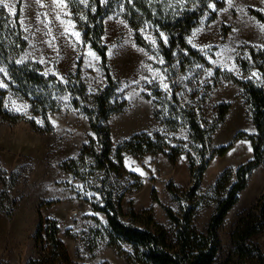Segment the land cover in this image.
I'll return each mask as SVG.
<instances>
[{
    "label": "rangeland",
    "instance_id": "1",
    "mask_svg": "<svg viewBox=\"0 0 264 264\" xmlns=\"http://www.w3.org/2000/svg\"><path fill=\"white\" fill-rule=\"evenodd\" d=\"M104 1L111 7L103 18L102 40L106 43V62L115 81L110 98L118 107L105 121L112 141L110 157L115 160L117 147L139 132L158 131L182 152L175 162L160 151L148 152L139 158L124 152L125 171L104 174L95 165L93 156L87 154L92 148L97 150L99 144L86 108L93 106L92 94L107 84L98 54L83 39L81 14L71 10L69 0H65L67 7L62 12L55 8L53 0L39 3L37 0H5L15 6L13 15L0 5V19L3 11L10 23L8 28L4 26L7 43L8 37L11 41L14 38L11 28L16 22L26 40V46L14 61L45 75H54L59 83L50 86L57 99L55 108H49L45 118L32 108L28 97L11 87L6 62L0 59V68L7 73L0 72V81L7 84L1 106L8 113L22 115L15 121L0 116V194L7 191L10 196L5 199L0 195V264H26L42 258L45 261L51 256L46 242H36L34 238L40 216L57 220L58 237L73 264H145L136 260L131 245L111 243L106 216L96 209L104 204L105 188L121 207L123 222L141 228L152 227L151 217L163 225L168 237L173 239L174 228L165 207L178 213L183 205L193 206L192 227L205 231L218 200L235 181L236 168L253 157L249 136L255 132V127L249 99L229 76L257 85L263 82L251 50L264 49V30L260 28L264 22L253 13L256 10L264 15V0H232L231 7L228 0H223L221 6L210 1L207 10L185 36L197 56L193 57L186 48H175L171 53L177 68L176 77L162 53V44L168 46V34L163 28L145 19L132 0ZM148 1L153 2L155 12V1ZM158 1L166 16L175 14L184 2ZM83 4L88 5V0ZM57 13L60 19H56ZM73 32L80 33L79 39ZM137 38L143 43L137 42ZM190 38L192 43H189ZM242 60L246 61L244 67ZM69 81L85 84L89 96L80 99L83 107L73 106L69 91L58 86H67ZM174 88L175 99L171 96ZM12 101L17 106L27 107L17 112ZM225 102L230 106L210 134V161L201 183L192 198L184 199L183 190L190 182L187 153L194 154L196 143L192 142L186 125L168 127L163 117L168 115L170 106L180 105L194 109L201 125L209 128L216 119L219 105ZM228 142L231 146L223 155L213 151ZM262 156V162L248 174L246 186L239 191L237 201L217 230L220 247L212 264L255 263L252 256L234 254L233 257L230 231L237 216L264 190V151ZM67 164L73 167L69 169ZM153 188L158 198L156 202L151 197ZM131 209L134 213L129 212ZM248 243L257 245L264 254V227L251 236Z\"/></svg>",
    "mask_w": 264,
    "mask_h": 264
},
{
    "label": "trees",
    "instance_id": "2",
    "mask_svg": "<svg viewBox=\"0 0 264 264\" xmlns=\"http://www.w3.org/2000/svg\"><path fill=\"white\" fill-rule=\"evenodd\" d=\"M132 4L142 12L141 15L145 19H149L156 23L161 29L168 34V46L162 44V53L166 64L176 77L177 68L171 55L175 48H186L193 57L197 56V52L190 49L185 36L193 28L199 18L208 8V3L214 1L217 6L223 4V0H182L179 9L175 14L166 16L162 14L160 1L154 0L155 12L152 10L153 2L148 0H132ZM89 4L84 5L80 0H69L71 10L81 14L79 22L82 28L83 39L89 42L90 46L99 56L100 64L103 69L106 84L97 93L92 94V108H86L89 113V124L92 131L96 134L99 148H92L87 151L93 156L95 165L108 174L110 172L121 173L125 171L123 166V153L128 152L135 157H142L148 152H163L167 159L175 162L182 150L177 146H171L164 135L155 131L153 133L139 132L131 135L124 140L116 149L115 160L110 157L112 141L110 137L109 125L105 122L108 116L115 110H118L112 102L111 98L114 94L115 81L112 78L106 56V43L102 40L104 32L103 18L111 7L110 3L104 0H88ZM157 3V4H156ZM253 13L264 22V15L260 11L254 10ZM3 18L0 19V59L6 62L9 75L11 77V87L15 88L31 101L32 108L40 111L46 118L47 110L55 108L56 96L50 90V86L57 82L54 75H45L40 70L33 67L17 64L14 60L18 54L26 46V40L21 36V30L16 26L11 28L14 30L12 35L14 38L8 37L9 43L6 41L7 31L4 26H10L7 16L1 11ZM136 28L137 25L133 24ZM11 42V43H10ZM137 42L143 43L137 38ZM252 59L256 60V66L261 70L263 82L260 85L253 84L247 80L234 78L230 74V78L237 82L246 92L251 106V116L255 127V132L250 135L253 148V157L245 163L240 164L235 170V181L230 184L224 197L220 198L211 214L205 231H197L192 227V218L194 213L193 206L183 205L178 213L171 208L165 207V213L169 221L173 224L174 238L168 237L166 228L149 218L152 227H138L130 223H125L120 219L121 207L114 202L112 193L109 189L103 190V205L96 209L101 210L107 220L110 229L109 236L113 245L125 242L131 245L133 253L137 261L145 264H212L220 247L218 236V228L223 222L228 210L235 204L238 199V193L246 186L247 176L250 171L262 162V154L264 151V49L254 52L251 50ZM246 61H241V66H245ZM15 86H13V84ZM62 89H67L71 94V103L75 107H83L80 99L89 96L86 92V86L80 81H74L67 86L58 84ZM43 89V90H39ZM176 88L173 89L174 93ZM7 93L6 88H0V116L7 120L15 121L22 118L17 113H8L2 108V99ZM85 100V99H84ZM178 104V101L175 100ZM230 106L229 102L219 105L217 116L213 124L209 128H204L194 109H184L182 106H170L167 116L163 117V122L168 127L177 128L186 125L192 142L196 143L194 154H188V169L190 174V182L188 187L183 190L184 199L192 198L198 189L203 173L210 161L209 141L210 134L214 131L219 122L223 119L225 113ZM231 146V142L220 145L213 151L221 156ZM67 168L73 166L67 164ZM177 196V193H174ZM5 199H9L7 191L2 192ZM2 197V198H3ZM151 197L153 201L158 198L155 188L152 189ZM130 213H134L131 209ZM9 215V214H8ZM264 227V190L253 201V203L244 209L238 216L230 231V245L233 257L234 254L239 257L254 258V264H264V254L257 245L248 243V239L258 233ZM59 226L56 219L43 218L40 216L38 227L35 231V241L46 242L50 248L51 256L44 261L30 260L26 264H55L61 261L63 264H73L69 258L65 245L58 237ZM231 255V256H232ZM230 257V256H229ZM228 258V260H230Z\"/></svg>",
    "mask_w": 264,
    "mask_h": 264
},
{
    "label": "snow or ice",
    "instance_id": "3",
    "mask_svg": "<svg viewBox=\"0 0 264 264\" xmlns=\"http://www.w3.org/2000/svg\"><path fill=\"white\" fill-rule=\"evenodd\" d=\"M40 0H37V3H39ZM81 3H87V0H80ZM228 3H229V6L231 7L232 6V0H228ZM53 4L55 6L56 9H60L61 12L67 7L66 3H65V0H53ZM0 5H2L4 8H7L8 11L15 15V6L14 5H9L8 3L5 2V0H0ZM43 7V5H41ZM209 7H212L214 8L215 5H209ZM225 11H227V9H225ZM262 11H264V9H262ZM56 19H60V14L57 13V16H56ZM61 23H64V21H61ZM260 28L262 30H264V24H261L260 25ZM50 31V30H49ZM65 31H68V29L66 28ZM200 30H196V32L193 33V37L197 34V32H199ZM72 35H74L77 39H79L80 37V33L79 32H73ZM163 35V34H161ZM53 39H55V37H53ZM166 39V38H165ZM153 43H155L153 41ZM189 43H192V40L191 38L189 39ZM51 46V44H50ZM195 46V45H194ZM90 55H93V53H90ZM18 63L22 62V61H17ZM161 63H163V61L161 60L160 61ZM0 72H5L4 69L0 68ZM47 74V73H46ZM5 75H7V73L5 72ZM257 74L256 73H253V76H256ZM0 87H3V88H7V84L3 83V81H0ZM165 88H167L168 86L167 85H164ZM12 106H13V109L17 112L19 111H23L27 105H24V106H17L16 105V102L15 101H12ZM39 122V121H38ZM53 124H55V121H52ZM137 171H139V169H136ZM143 174V173H141Z\"/></svg>",
    "mask_w": 264,
    "mask_h": 264
}]
</instances>
